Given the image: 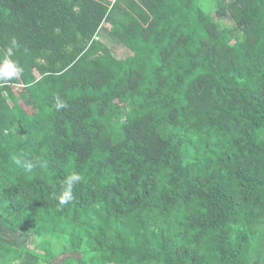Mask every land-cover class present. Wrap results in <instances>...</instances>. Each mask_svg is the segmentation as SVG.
<instances>
[{"label":"trees","instance_id":"trees-1","mask_svg":"<svg viewBox=\"0 0 264 264\" xmlns=\"http://www.w3.org/2000/svg\"><path fill=\"white\" fill-rule=\"evenodd\" d=\"M201 1L0 0V264H264V0Z\"/></svg>","mask_w":264,"mask_h":264},{"label":"clouds","instance_id":"clouds-1","mask_svg":"<svg viewBox=\"0 0 264 264\" xmlns=\"http://www.w3.org/2000/svg\"><path fill=\"white\" fill-rule=\"evenodd\" d=\"M13 47L16 46V41H12ZM12 55L11 48L8 49L7 56L5 59L0 60V84H7L14 79H16L23 71V69L20 67L18 62L10 59ZM67 103L57 97L55 108L56 110H61L64 108H67ZM18 165H21L26 171L31 172L32 169L35 167L33 163L29 162H22L20 159H17L15 161ZM41 167H46V164H41ZM81 180V176L77 173H73L72 175L68 176L65 181V188L62 194L59 196V204L60 205H66L72 202L73 200V194H72V187L75 183L79 182Z\"/></svg>","mask_w":264,"mask_h":264},{"label":"rangeland","instance_id":"rangeland-1","mask_svg":"<svg viewBox=\"0 0 264 264\" xmlns=\"http://www.w3.org/2000/svg\"><path fill=\"white\" fill-rule=\"evenodd\" d=\"M202 6L204 7L205 11L211 13L212 10H215V4H217L216 0H202ZM113 52L115 53V55L119 58H123L126 55V52L118 47H113L112 48ZM35 244V239H31V242L29 244L30 247L33 248ZM54 248L55 250H57L59 252V248L57 247V244L54 243Z\"/></svg>","mask_w":264,"mask_h":264}]
</instances>
